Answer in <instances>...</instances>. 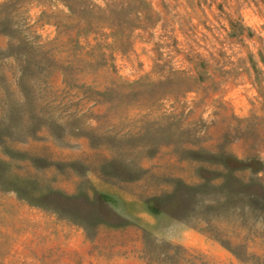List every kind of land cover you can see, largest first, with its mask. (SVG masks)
I'll return each mask as SVG.
<instances>
[{"label": "rangeland", "instance_id": "374dc122", "mask_svg": "<svg viewBox=\"0 0 264 264\" xmlns=\"http://www.w3.org/2000/svg\"><path fill=\"white\" fill-rule=\"evenodd\" d=\"M0 264H264V0H0Z\"/></svg>", "mask_w": 264, "mask_h": 264}]
</instances>
